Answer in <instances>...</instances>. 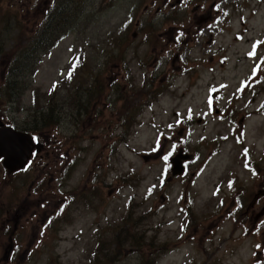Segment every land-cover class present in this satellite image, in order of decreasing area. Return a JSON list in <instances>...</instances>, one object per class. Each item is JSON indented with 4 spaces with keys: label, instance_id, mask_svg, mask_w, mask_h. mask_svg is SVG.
Here are the masks:
<instances>
[{
    "label": "rangeland",
    "instance_id": "374dc122",
    "mask_svg": "<svg viewBox=\"0 0 264 264\" xmlns=\"http://www.w3.org/2000/svg\"><path fill=\"white\" fill-rule=\"evenodd\" d=\"M55 24L65 35L8 102L11 61ZM262 42L264 0H0V123L36 133L51 197L37 227H0V264H264ZM107 49L141 98L128 121L114 61L89 98ZM76 52L89 73L62 82Z\"/></svg>",
    "mask_w": 264,
    "mask_h": 264
},
{
    "label": "flooded vegetation",
    "instance_id": "af4514ba",
    "mask_svg": "<svg viewBox=\"0 0 264 264\" xmlns=\"http://www.w3.org/2000/svg\"><path fill=\"white\" fill-rule=\"evenodd\" d=\"M196 26L198 27V25ZM110 66V64L103 62L96 65L95 68L105 72ZM115 66L119 68V72L117 74L115 73L112 80L114 83L116 82V96L120 98L123 82H128L130 77L133 81V76L131 73L125 74L121 65ZM105 77L106 74H102L103 79L101 80V83L103 85H105ZM132 81L130 82L132 83ZM124 86L128 87V84L126 83ZM94 107L96 108L95 105ZM0 124L2 126H0V129L11 127L14 130L27 134L31 138H36L37 140V137L35 136L36 133L15 129L12 123ZM39 143H36L34 146L32 142L33 148H36V145ZM33 153L34 151H32L31 156H33ZM31 156L24 166L15 171L8 170L4 166L3 157H0V227H5L6 230L8 227H28V225L31 226L33 224L37 227V219L45 217H42L40 208H50V192L47 189H43V176L41 177L39 173H33V170L37 172V165L38 167L44 166H42V164L32 163ZM31 168L32 170H30ZM24 189H26V192H24ZM44 194H48L46 198L43 197ZM49 222L52 223L53 220L50 219ZM9 253L11 254L10 251ZM6 260L7 261L1 259V262L4 264H11L8 256H6Z\"/></svg>",
    "mask_w": 264,
    "mask_h": 264
},
{
    "label": "trees",
    "instance_id": "16d2710c",
    "mask_svg": "<svg viewBox=\"0 0 264 264\" xmlns=\"http://www.w3.org/2000/svg\"><path fill=\"white\" fill-rule=\"evenodd\" d=\"M42 31H43L42 32L43 34L37 37L34 36L30 41V45L24 46L23 49L21 50L22 52L20 51V53H18L13 58V60L11 61L9 65L11 67V70H9L10 79L8 82L5 83V86L3 89V96L10 94L7 96L9 97L7 99L8 102L14 103V100L16 99V95L18 96L19 94H22L25 90L29 89V86L31 85L32 76L36 74L37 66L41 63L43 57L49 54L51 50L54 48V46L65 35V33L62 32V29L60 28V26L57 24H55L54 27L44 26ZM107 52L109 55H105V58L103 59V61L106 64H111L110 61H114L116 63L115 65L122 66L123 72L125 74L130 73L129 65L128 63L125 62L124 53L121 50H118L116 51V53H114L113 51H110L109 49H107ZM82 58L83 57L81 56L75 57L73 59V62H75L77 66H79L80 64L83 66L79 72H81L82 69L85 68L83 71H87V73H89V70H90L88 68L89 65L86 63L83 64ZM95 72L97 74L92 76V80H94L93 81L94 85L88 88L89 98L92 100L91 102H95V100L103 96L102 95L103 88H107L108 90L110 88L101 83V80H102L101 73L97 70ZM67 80L69 79L64 78L62 82H66ZM20 81H22L23 83L25 82L24 87H22V85L20 84ZM129 81H132L131 77L129 78ZM19 87H22L23 89L19 90ZM142 89L148 95L154 96L160 93L159 86H156L153 82L150 81V79H147V80L145 79L144 87ZM131 93H133V95L137 98L136 100L138 101V98H140L139 92L137 89L134 88L132 84H129L128 87L124 86V88H122L121 97H120V99H122V101L120 102L122 104V107H121V112L119 113L121 114V116H123V120H127V121H128L127 114L129 111H127V107L125 106V104H126L128 96L131 95ZM150 99L153 100L152 98ZM127 121H126V124H127ZM130 233L132 234V238L134 237L133 239L137 238V236L134 235L133 232H130ZM134 244L136 245L137 248L140 247V245L136 243L135 241L132 246H134Z\"/></svg>",
    "mask_w": 264,
    "mask_h": 264
},
{
    "label": "water",
    "instance_id": "95a60500",
    "mask_svg": "<svg viewBox=\"0 0 264 264\" xmlns=\"http://www.w3.org/2000/svg\"><path fill=\"white\" fill-rule=\"evenodd\" d=\"M207 19L208 16H205L200 18L198 22L201 23ZM31 150V141L27 135L8 128L0 130V157L4 158V166L8 170L15 171L20 168L29 158ZM186 158L178 155L171 159L172 175H181L183 173L184 169L180 160Z\"/></svg>",
    "mask_w": 264,
    "mask_h": 264
},
{
    "label": "snow or ice",
    "instance_id": "6c2138e0",
    "mask_svg": "<svg viewBox=\"0 0 264 264\" xmlns=\"http://www.w3.org/2000/svg\"><path fill=\"white\" fill-rule=\"evenodd\" d=\"M262 43H264V42H262ZM249 55L250 56H255L256 55L255 50L252 53H249ZM70 77H71V73H69V78ZM164 159L167 160V156H165ZM229 186H231V185H229Z\"/></svg>",
    "mask_w": 264,
    "mask_h": 264
}]
</instances>
